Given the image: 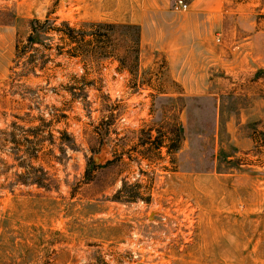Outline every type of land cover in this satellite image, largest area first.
I'll return each instance as SVG.
<instances>
[{
	"label": "rangeland",
	"instance_id": "374dc122",
	"mask_svg": "<svg viewBox=\"0 0 264 264\" xmlns=\"http://www.w3.org/2000/svg\"><path fill=\"white\" fill-rule=\"evenodd\" d=\"M182 1L0 0V264H264V0ZM33 18L136 24L139 69Z\"/></svg>",
	"mask_w": 264,
	"mask_h": 264
},
{
	"label": "trees",
	"instance_id": "16d2710c",
	"mask_svg": "<svg viewBox=\"0 0 264 264\" xmlns=\"http://www.w3.org/2000/svg\"><path fill=\"white\" fill-rule=\"evenodd\" d=\"M51 19L45 18L39 21L36 18L29 20V32L25 43L15 44L17 53L21 54L25 48L33 43H41L43 37L49 31L56 32L58 38L63 41L66 55L80 57L82 59L100 60L111 58L117 62V70H127L130 74L139 69L141 53V30L136 24L113 23L104 21L84 22L79 26L69 25L67 21H61L58 27L44 26L51 23ZM60 49V48H59ZM177 131V130H176ZM183 128L180 126L174 139L166 137L167 144L162 140H150L152 148L166 147L167 153H172L179 147ZM148 141L151 138L147 134Z\"/></svg>",
	"mask_w": 264,
	"mask_h": 264
},
{
	"label": "crops",
	"instance_id": "0c3cea01",
	"mask_svg": "<svg viewBox=\"0 0 264 264\" xmlns=\"http://www.w3.org/2000/svg\"><path fill=\"white\" fill-rule=\"evenodd\" d=\"M165 5V4H164ZM163 5V6H164ZM224 2L223 0L197 1L191 3L190 9L195 14H207L209 16H216L222 13Z\"/></svg>",
	"mask_w": 264,
	"mask_h": 264
},
{
	"label": "water",
	"instance_id": "95a60500",
	"mask_svg": "<svg viewBox=\"0 0 264 264\" xmlns=\"http://www.w3.org/2000/svg\"><path fill=\"white\" fill-rule=\"evenodd\" d=\"M91 158H92V161L94 163H96V162L101 163V162L106 161L108 159V157L106 156L104 151H99L97 154H93Z\"/></svg>",
	"mask_w": 264,
	"mask_h": 264
},
{
	"label": "built area",
	"instance_id": "2783aa9c",
	"mask_svg": "<svg viewBox=\"0 0 264 264\" xmlns=\"http://www.w3.org/2000/svg\"><path fill=\"white\" fill-rule=\"evenodd\" d=\"M176 6H177V8L185 9V8L188 7V4H186V3L183 2L182 0H177Z\"/></svg>",
	"mask_w": 264,
	"mask_h": 264
}]
</instances>
